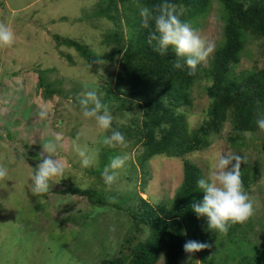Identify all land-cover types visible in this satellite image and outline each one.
Instances as JSON below:
<instances>
[{
  "label": "rangeland",
  "instance_id": "rangeland-1",
  "mask_svg": "<svg viewBox=\"0 0 264 264\" xmlns=\"http://www.w3.org/2000/svg\"><path fill=\"white\" fill-rule=\"evenodd\" d=\"M91 6L87 0H0V23H6L15 34L11 47L0 48V165L9 172L6 180H0V264H98L115 258L126 250L121 247L125 235L134 232L129 218L111 209L93 207L83 197L61 195V190L77 188L107 197L122 193L119 196L123 201L126 192L135 186L142 200L153 205L167 203L182 184L185 161L198 166L206 178L222 153L240 155L244 157L241 168L247 166L249 172L253 168L257 170L255 182L245 189L254 212L243 225L250 224L259 233L251 237L252 241L256 238L264 241L261 224L264 222V133L247 134V145L235 149L228 142L232 125L227 122L219 133L208 138V147L203 151L184 158L152 157L146 162L144 187L140 178L133 179L137 181H131L133 185L128 181L126 168L129 167L116 170V182L110 187L105 185L101 167L111 162V157L106 159L107 154L100 150L105 147L101 139L105 132L83 117L82 112L72 109L71 98H61L52 104L57 95L52 99L44 93L50 86L69 94L77 88L75 85H80L85 92L95 89L103 98L104 93H99V89L104 88L105 72L116 77L117 69L108 68L104 61L96 65L94 73L84 68L81 60H76V66L70 64L61 54L70 50L57 44L56 36L77 38L80 34L85 41L87 34L102 33L104 20L95 15L96 9ZM189 24L213 48L201 65L207 72L215 50L223 42L225 22L219 0H211L205 13ZM262 43L247 39L237 72L263 67ZM101 49L102 55L108 50L106 46ZM209 85L204 81L195 85L189 93L191 106L182 109L189 134L195 133L206 119L209 99L205 90ZM55 107L60 111L59 118L57 114L54 117ZM41 110L47 111L46 119L39 118ZM71 133L75 136H70ZM57 134L61 140L54 158L61 163L64 173L50 181L48 193L37 196L31 190L32 165L38 164L36 155L42 158L47 139H54ZM78 148H86L90 155L95 153V163L82 167ZM138 148L129 153L130 161L137 157ZM115 154L120 156L118 151ZM73 218L76 222L82 220L76 224L71 221ZM84 223L89 226L85 227ZM136 235L137 240H144L147 231ZM206 256L185 252L179 264H204ZM219 261L222 262L221 257ZM157 264H164L163 255Z\"/></svg>",
  "mask_w": 264,
  "mask_h": 264
},
{
  "label": "trees",
  "instance_id": "trees-1",
  "mask_svg": "<svg viewBox=\"0 0 264 264\" xmlns=\"http://www.w3.org/2000/svg\"><path fill=\"white\" fill-rule=\"evenodd\" d=\"M87 1L96 9L95 15L104 20L102 33L98 36L87 34L85 41L80 34L77 38L56 36V41L59 47L70 50V53L61 54L74 66L77 65L76 60H81L85 64H80L94 73L96 65L104 61L108 68L117 69L116 77L106 71L105 79L101 78L104 88L99 89V93L103 92L104 96L100 99L113 116L112 127L124 135L126 145L130 146L124 150L122 146L112 148L105 145L100 150L107 154L106 159L116 157L117 151L120 157L127 159L123 168L129 167L126 171L132 185V182H137L133 179L138 178L141 179V187L146 185V162L152 157L184 158L203 151L208 147V138L219 133L227 122L232 125L228 142L235 149L247 145V134L264 133L255 123L258 114L264 112V62L262 68L254 66L250 71H236L248 38L262 40L264 45V0H219L225 22L223 42L212 56L210 69L205 72L200 65L195 75L188 74L186 65L180 69L173 67L177 58L172 49L162 56L154 50L153 44L148 43L154 25L143 27L140 7L155 10L163 0ZM169 2L177 7L181 20L187 23L197 20L211 4V0ZM105 46L108 50L102 55L101 48ZM260 56L264 59V51ZM180 63L183 65V60ZM203 81L210 83L205 90L209 99L206 119L195 133L189 134L186 113L182 109L191 106L190 90ZM40 87H43L42 81ZM49 87L44 92L48 94L47 97L53 99L57 95L52 104L61 98H71L72 109L82 112L79 101L83 98L84 88L75 85L77 88L68 94ZM54 110V117L57 114L59 118L60 111L57 107ZM49 114L52 116L53 112ZM69 135L75 136L74 133ZM106 135H110V132H105L101 139ZM136 147H139L138 155L134 161H130L129 153ZM36 157L39 163L40 157ZM32 167L34 171L35 165ZM183 168L182 184L173 200L167 203L153 205L142 200L135 186L134 190L126 192L123 201L119 196L122 193L107 197L103 193L97 195L77 188L60 191L61 195L83 197L93 207L111 209L129 218L131 231L134 232L130 231L123 238L121 247L126 250L98 264H157L162 255L164 264H179L188 241L209 245L197 252L207 255L203 259L204 264H264V241L257 238L251 240L259 233H255V228L250 224H233L226 234H222L211 232L206 219L197 217L192 204L203 197L197 187V180L204 178L203 171L189 161L184 162ZM249 171L247 166L241 168L244 189H248L257 178L256 168ZM71 221L76 224L80 222L74 218ZM261 224L264 226V222ZM83 225L89 226L86 223ZM144 230L147 231L146 238L137 240L136 233L142 234Z\"/></svg>",
  "mask_w": 264,
  "mask_h": 264
},
{
  "label": "clouds",
  "instance_id": "clouds-1",
  "mask_svg": "<svg viewBox=\"0 0 264 264\" xmlns=\"http://www.w3.org/2000/svg\"><path fill=\"white\" fill-rule=\"evenodd\" d=\"M143 27L154 25L148 36V43L154 45V50L160 55H166L169 49L175 54L176 62L173 67L180 69L187 66L189 75H195L198 66L202 65L212 53L213 48L187 22L181 20V13L169 0H163L155 10L146 6L140 7ZM15 41L13 30L6 24L0 23V48L11 47ZM183 60V65L180 61ZM83 117L94 121L95 125L104 132H110L102 141L110 147H126L124 135L112 127L113 116L108 106L102 103L95 89H89L79 101ZM39 118L46 119L47 111L41 110ZM257 127L264 131V112H260L255 121ZM249 136L251 133L248 134ZM61 137L48 140L42 147L40 162L30 178L31 190L37 196L48 193L50 181L62 177L64 168L54 158L58 151ZM82 158L81 166L87 168L95 162V153L89 154L86 148H78ZM46 154V155H45ZM244 157L232 153L219 154L214 170L206 177L197 180L199 192L203 197L192 204V210L197 217L206 219L207 228L211 232L226 234L228 229L237 223H244L253 215V203L244 189L241 179V164ZM125 164V158L116 156L102 172L105 185L111 186L116 182L117 171ZM8 168L0 165V180L8 177ZM209 247L207 243L188 241L184 245L186 253L199 252ZM190 260V258H189Z\"/></svg>",
  "mask_w": 264,
  "mask_h": 264
}]
</instances>
